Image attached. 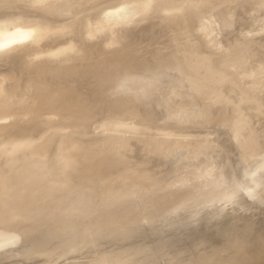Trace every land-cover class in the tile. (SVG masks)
I'll return each instance as SVG.
<instances>
[{
	"label": "bare ground",
	"instance_id": "obj_1",
	"mask_svg": "<svg viewBox=\"0 0 264 264\" xmlns=\"http://www.w3.org/2000/svg\"><path fill=\"white\" fill-rule=\"evenodd\" d=\"M0 264H264V0H0Z\"/></svg>",
	"mask_w": 264,
	"mask_h": 264
}]
</instances>
